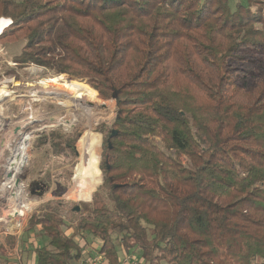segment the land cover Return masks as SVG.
<instances>
[{"label": "trees", "instance_id": "1", "mask_svg": "<svg viewBox=\"0 0 264 264\" xmlns=\"http://www.w3.org/2000/svg\"><path fill=\"white\" fill-rule=\"evenodd\" d=\"M0 19L21 69L117 109L91 202L29 218L35 264H87L94 242L104 264H264V0H0ZM64 131L35 150L72 157Z\"/></svg>", "mask_w": 264, "mask_h": 264}, {"label": "rangeland", "instance_id": "2", "mask_svg": "<svg viewBox=\"0 0 264 264\" xmlns=\"http://www.w3.org/2000/svg\"><path fill=\"white\" fill-rule=\"evenodd\" d=\"M237 3L244 4L245 0H230L231 8L234 9ZM19 54L20 51L13 50V47L0 46V114L5 124L11 122L4 136H0V143L8 142L10 132L15 127L25 126L21 131V140L30 136L27 145L21 146L22 153L27 148L29 160L28 169L24 170L25 178L21 181L27 188L22 201L27 207L24 222L26 219L27 223L32 213L43 209L50 202L63 203L64 214L73 218L70 210L79 207L80 203L91 202L93 193L103 183L100 167L107 139L101 131H110L117 114L116 103L99 99L97 92V101H93L94 97L85 86L93 89L86 81L81 80V83L66 73L57 75L35 65L21 69L14 63ZM11 69L14 73H11ZM64 82H72L76 86L70 87ZM89 104L105 105L107 109H98ZM72 129L80 133L72 157L65 159L52 156L50 142L45 148L35 150L41 136L49 137L54 131ZM33 182L46 185L42 195L29 193L31 188L38 191L37 187L31 186ZM24 222L20 228L22 230L25 228ZM97 246L98 242L88 246L85 254L88 264L96 260L89 256L95 253L94 248ZM126 259L131 264L136 263L133 259ZM98 264H104L102 257Z\"/></svg>", "mask_w": 264, "mask_h": 264}, {"label": "built area", "instance_id": "3", "mask_svg": "<svg viewBox=\"0 0 264 264\" xmlns=\"http://www.w3.org/2000/svg\"><path fill=\"white\" fill-rule=\"evenodd\" d=\"M25 153H22L23 159ZM24 161V160H23ZM21 160L19 163L17 160L11 161V167L13 171L10 173L11 177L7 179L1 188L0 194V228L4 226L7 234H14L17 231H20L25 214L27 212V207L22 203V190L23 184L20 177V168L23 164ZM101 261V257L96 258L91 264H98Z\"/></svg>", "mask_w": 264, "mask_h": 264}, {"label": "flooded vegetation", "instance_id": "4", "mask_svg": "<svg viewBox=\"0 0 264 264\" xmlns=\"http://www.w3.org/2000/svg\"><path fill=\"white\" fill-rule=\"evenodd\" d=\"M5 119L2 118V115L0 114V136H4L5 132H7L6 127L10 126L11 122H6L5 124ZM9 124V125H8ZM25 126L23 127H15L11 133V136L9 137L8 139V142L5 143V142H1L0 144V194H1V188H2V185L3 183L9 179L11 177V172L13 171V168L16 166H13L11 167V161L12 160H17V162L19 163L21 160L23 161V164L20 168V177H21V181L25 178V173H24V170L26 169L27 167V163H28V156L26 155L27 154V148H26V153H25V156H24V159H23V155H22V149H21V146L23 144H26L28 143V141L30 140V136L27 135V136H23V140L20 139V137L22 136V129H24ZM22 141V142H21ZM28 169V168H27ZM26 169V170H27ZM26 172V171H25ZM23 184V190H22V198L24 197V193L26 191V187L24 186V183ZM31 186H35L37 187V192L34 191L33 188H31L29 191V193L33 194V195H42L44 193V191L46 190V185L39 182V183H36V182H33L31 184Z\"/></svg>", "mask_w": 264, "mask_h": 264}, {"label": "crops", "instance_id": "5", "mask_svg": "<svg viewBox=\"0 0 264 264\" xmlns=\"http://www.w3.org/2000/svg\"><path fill=\"white\" fill-rule=\"evenodd\" d=\"M23 199L24 197L21 200L23 201ZM24 224L25 228L23 230L21 229L20 231H17L12 235L7 234L4 226H1L0 228V258H2V260L8 259V264H35V255H33L30 250L33 248V246L35 247L39 243L43 244V242L42 240L38 242L34 238L33 233H31L30 235L26 233V229L28 226V222L26 223V219ZM8 239H14L16 242V246L13 250H10L7 245ZM2 254H6V257H1ZM0 264H2L1 261Z\"/></svg>", "mask_w": 264, "mask_h": 264}, {"label": "water", "instance_id": "6", "mask_svg": "<svg viewBox=\"0 0 264 264\" xmlns=\"http://www.w3.org/2000/svg\"><path fill=\"white\" fill-rule=\"evenodd\" d=\"M90 106H96L98 109H102V110H105V109H107V107L105 106V105H102V106H99V105H94V104H89ZM116 135V132H113V134H112V137H114ZM109 147L111 148V145H109ZM74 211L75 212H78L79 211V207H76L75 209H74Z\"/></svg>", "mask_w": 264, "mask_h": 264}, {"label": "bare ground", "instance_id": "7", "mask_svg": "<svg viewBox=\"0 0 264 264\" xmlns=\"http://www.w3.org/2000/svg\"><path fill=\"white\" fill-rule=\"evenodd\" d=\"M10 21L7 19H0V34L4 30L5 27L9 25Z\"/></svg>", "mask_w": 264, "mask_h": 264}]
</instances>
